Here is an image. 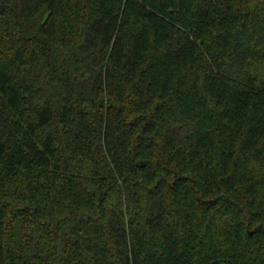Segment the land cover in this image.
Masks as SVG:
<instances>
[{
  "label": "trees",
  "instance_id": "obj_1",
  "mask_svg": "<svg viewBox=\"0 0 264 264\" xmlns=\"http://www.w3.org/2000/svg\"><path fill=\"white\" fill-rule=\"evenodd\" d=\"M0 264H264V0H0Z\"/></svg>",
  "mask_w": 264,
  "mask_h": 264
}]
</instances>
